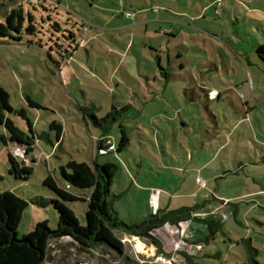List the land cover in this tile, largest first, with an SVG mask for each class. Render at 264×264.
Instances as JSON below:
<instances>
[{
  "label": "rangeland",
  "instance_id": "obj_1",
  "mask_svg": "<svg viewBox=\"0 0 264 264\" xmlns=\"http://www.w3.org/2000/svg\"><path fill=\"white\" fill-rule=\"evenodd\" d=\"M14 1L22 38L0 44V87L23 110L24 117L9 113L15 125L30 134L28 119L50 139H35V162L26 163L33 172L16 179L7 157L16 143L0 138V191L27 202L17 236L39 221L57 226L53 205L33 201L57 197L42 181L51 174L64 184L60 163H114L108 199L124 223L205 202L221 229L206 241L201 221L164 224L152 233L156 246L115 230L127 239L122 254L51 239L44 264H164L160 253L173 264H264V63L255 50L264 43V0ZM1 5L4 23L9 10ZM148 18L173 24L149 22L145 31L139 21ZM31 22L34 34L26 31ZM168 25L173 36L159 30ZM92 112L109 117L95 125ZM53 120L62 124L59 145ZM121 129L129 143L118 151ZM100 138L115 147L99 153ZM64 203L85 225L87 201Z\"/></svg>",
  "mask_w": 264,
  "mask_h": 264
},
{
  "label": "trees",
  "instance_id": "obj_2",
  "mask_svg": "<svg viewBox=\"0 0 264 264\" xmlns=\"http://www.w3.org/2000/svg\"><path fill=\"white\" fill-rule=\"evenodd\" d=\"M1 4V3H0ZM30 19L31 15H29ZM5 22L0 23V41L7 37L11 41H19L22 33L23 16L21 9L11 8L5 13ZM28 34L35 33V26L29 23L26 28ZM6 37V38H5ZM256 53L264 63V43L257 45ZM7 91L0 87V124L7 131V139L16 143L15 146H24L25 155L29 162H35V157L31 156L36 138L46 139L50 142L49 134L42 131L37 133L33 130L31 122L27 119L29 133L19 128L9 117V113H16L24 117L23 110L13 109L9 104ZM29 105L40 107L26 97ZM83 110V109H82ZM95 125H101V120L108 117L98 118L94 112L90 113ZM49 129L54 131L57 143H60L62 124L58 121H51ZM3 142H6L0 137ZM53 143V142H51ZM129 143V139L124 130L121 129V136L116 146L120 151ZM107 144L101 138L98 141V150L106 148ZM115 147V145H114ZM31 156V157H30ZM10 167L9 174L16 179H28L33 172L30 165L23 163L14 157L11 152L7 153ZM28 162V163H29ZM117 169L114 163L96 162L92 166L84 161L71 159L58 166L59 176L64 184L59 183L51 174H47L43 179V185L48 187L57 197L49 201L43 197H36L33 201L39 206L51 203L56 209L57 226L50 228L47 221L35 223L33 229L21 237L17 236V226L21 220L23 211L27 207V202L11 191H0V264H44L48 259L49 242L64 236L71 237L80 246L97 247L104 246L112 249L118 254L125 250L124 244L115 234V230H121L132 236L149 239L156 246L157 240L153 232L164 224L178 226L181 222L198 220L205 224L207 233L204 240L213 238L223 225L222 220L215 216L213 210L209 211L205 202L193 206H182L177 209H161L150 213L145 219L138 223L126 224L118 217L117 211L113 208L110 196V185L112 177ZM2 176L0 175V181ZM71 188L88 189L90 193L86 198L72 191ZM86 200L87 209L85 211V225H81L75 217L73 211L64 202ZM224 201H221L223 205ZM235 210V209H234ZM198 213L199 215L195 214ZM207 215V216H206ZM203 241V239H200ZM198 242L197 244H200ZM199 250V249H198ZM73 264H80L78 261Z\"/></svg>",
  "mask_w": 264,
  "mask_h": 264
},
{
  "label": "crops",
  "instance_id": "obj_3",
  "mask_svg": "<svg viewBox=\"0 0 264 264\" xmlns=\"http://www.w3.org/2000/svg\"><path fill=\"white\" fill-rule=\"evenodd\" d=\"M0 3L2 4L1 5V7H4V6H6V8H7V11L8 10H10L11 8H16V5H17V3H16V1H11V2H8V1H6V0H0ZM21 6V5H20ZM126 17H128V18H130L129 16H126ZM157 22V21H161V22H163V23H172L173 24V22H171V21H167V20H164V19H159V18H154V19H144V20H142V21H139V23H141V25L143 24L144 25V30L146 31L147 29H148V23L149 22ZM171 25H168V27L169 28H167V29H163V28H161L160 26H159V30L161 31H163L164 33L165 32H168V33H170L171 35H172V33L174 34V31H173V26H171ZM96 34H99V32H97ZM95 35H92V37H94ZM173 36V35H172ZM174 36H176V35H174ZM91 37V38H92ZM6 38V37H5ZM21 36H20V40H21ZM20 40L19 41H15V42H17V43H19L20 42ZM9 41H11L10 39H9V37H7L6 39H4L3 41H0V44H5V45H8V44H10L9 43ZM14 42V41H13ZM29 44H31L32 45V42L31 41H29ZM208 92H209V94L211 93V95L213 94V93H216L217 92V90L216 89H210V90H207V94H208ZM0 126H3L2 124H0ZM32 126H33V124H32ZM4 127V126H3ZM6 130V129H5ZM6 133H7V131H6ZM61 134H62V132H61ZM0 137H2L5 141H7V135H4L3 133L0 135ZM101 139V138H100ZM61 137H60V143H61ZM56 143L58 142V141H55ZM54 143V142H53ZM60 143H58V145L60 144ZM54 145V144H53ZM34 157V156H33ZM61 164V163H60ZM61 238H67V239H69V240H72V241H74L71 237H69V236H64V237H61ZM57 239H59V238H57ZM138 245L139 244H137V247H138ZM103 248H105L104 246H103ZM148 250L150 251V252H153V246H151V247H148Z\"/></svg>",
  "mask_w": 264,
  "mask_h": 264
},
{
  "label": "built area",
  "instance_id": "obj_4",
  "mask_svg": "<svg viewBox=\"0 0 264 264\" xmlns=\"http://www.w3.org/2000/svg\"><path fill=\"white\" fill-rule=\"evenodd\" d=\"M31 1V0H30ZM34 1V0H33ZM220 4V3H219ZM218 4V5H219ZM125 15L126 16H129V17H131L133 14L132 13H130V12H126L125 13ZM107 144V147L106 148H101L100 150H99V153H105L106 151H108V150H111V149H113L114 148V145L112 144V143H106ZM11 154L14 156V157H16V158H18V159H20L23 163H28L29 161H28V157L25 155V148H24V146H15L11 151ZM199 183L203 186L204 184H206L204 181H202V180H199ZM195 214H197V215H199L198 213H195ZM200 216V215H199ZM185 222H187V221H185ZM182 223V222H181ZM181 223L178 225V226H180L181 225ZM167 224V223H166ZM171 225V224H170ZM173 226H175V227H178V226H176V225H173ZM133 238H136V237H133ZM120 240H121V242L124 244V248L126 247V242H127V239L125 238H120ZM196 245V249L198 248H200V244H195ZM178 246V245H177ZM177 248V247H176ZM156 258H157V260L158 261H161V262H164V264H173V260H174V258H173V256H168V257H166V256H164V254L163 253H160L159 255H157L156 256Z\"/></svg>",
  "mask_w": 264,
  "mask_h": 264
}]
</instances>
